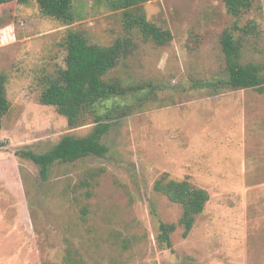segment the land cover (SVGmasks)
Here are the masks:
<instances>
[{"label": "rangeland", "instance_id": "1", "mask_svg": "<svg viewBox=\"0 0 264 264\" xmlns=\"http://www.w3.org/2000/svg\"><path fill=\"white\" fill-rule=\"evenodd\" d=\"M254 1L239 19L224 0L141 5L149 21L172 31L171 44L157 47L133 32L137 48L113 75L147 88L127 97L135 107L105 135L106 158L57 164L48 181L21 153L44 154L94 126L70 129L55 108L42 105V79L65 67L70 32L101 46L128 37L123 11L75 0L77 21L65 26L36 4L0 6V72L8 76L11 103L0 130V264H72L69 252L86 264H264V95L253 89L212 95L192 84L225 76L221 38L236 25H255L249 34L237 32L242 60L264 68V0ZM149 85L160 101L137 108ZM169 98L171 105L163 103ZM92 167L105 172L84 222L65 189ZM164 173L188 178L211 196L190 236L182 228L173 234L174 251L156 241L159 220L178 224L182 214L153 190Z\"/></svg>", "mask_w": 264, "mask_h": 264}, {"label": "trees", "instance_id": "2", "mask_svg": "<svg viewBox=\"0 0 264 264\" xmlns=\"http://www.w3.org/2000/svg\"><path fill=\"white\" fill-rule=\"evenodd\" d=\"M98 1H104L111 11H123V23L128 37L118 39L110 46H101L89 43L80 33H69L65 42V67L54 74L44 76L39 100L42 105L53 107L64 116L70 129L94 126V130L85 137L64 136L57 145L44 154L22 152L21 155L25 159L39 168L43 181L49 180L52 168L57 164H74L90 156L107 157L110 148L103 141L105 135L115 121L132 113L135 107L127 103V97L134 89L144 93L142 90L147 88L128 85L122 77L113 75L120 63L128 59L137 48L131 38L133 32L137 31L145 42L153 43L157 47H168L173 40L172 31L149 21L140 7L153 0ZM10 2L36 4L43 16L53 18L65 26L73 25L77 21L75 0H0V6ZM224 3L228 13L239 19L253 9L255 1L224 0ZM254 29L255 25L252 22L243 29L238 25L226 29L221 38L225 76H220L214 81L193 80V88L207 91L212 95L245 89H253L264 95V68L260 64L243 62V39L237 34L239 30L249 34ZM7 85V74L0 72V130L3 127V119L11 109ZM149 87L151 90L145 93L137 108L144 105L146 109L149 108L156 98L160 101L155 86ZM172 99H166L163 103L171 105ZM109 103L113 107L106 108ZM104 172L105 168L102 167L86 168L78 182L68 184L65 189V192L74 195L72 203L79 209L84 222L89 217L90 200L96 196V190L100 186L99 179ZM153 190L182 209L178 224L163 220H159L158 224L156 236L158 247L174 251L173 234L178 228H182L183 237L190 236L197 219L205 212L211 200L210 193L196 186L188 178L172 179L169 173H164L155 181ZM67 262L86 264L82 258L74 257L71 252L68 254Z\"/></svg>", "mask_w": 264, "mask_h": 264}]
</instances>
